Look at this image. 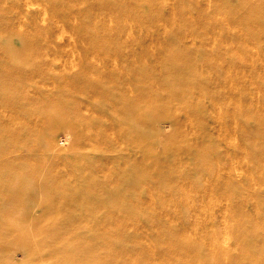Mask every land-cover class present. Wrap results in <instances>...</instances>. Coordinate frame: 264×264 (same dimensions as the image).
<instances>
[{"label":"rangeland","instance_id":"374dc122","mask_svg":"<svg viewBox=\"0 0 264 264\" xmlns=\"http://www.w3.org/2000/svg\"><path fill=\"white\" fill-rule=\"evenodd\" d=\"M0 264H264V0H0Z\"/></svg>","mask_w":264,"mask_h":264},{"label":"bare ground","instance_id":"6f19581e","mask_svg":"<svg viewBox=\"0 0 264 264\" xmlns=\"http://www.w3.org/2000/svg\"><path fill=\"white\" fill-rule=\"evenodd\" d=\"M33 83H36V82H33ZM28 87H32V89H29ZM36 87H37L36 85L32 84L31 82H28V83H25L24 86L21 87V90H23L24 94L31 95V93H33L35 91L34 89ZM31 119L32 118L29 116L28 117V122H26V124L28 123V125H30L32 123ZM33 121H34L35 125H38L37 123H39L40 120H36L35 119ZM41 125L42 126L39 125L41 127L40 128L41 129L40 130L41 136L39 135V138L41 139V142L43 143L44 147L46 149H49V148L51 149V148L55 147L56 145L54 146V144L56 142H54V135H55L56 128H58L59 121L56 120V119H53V120H50V122L48 124H43L42 123ZM39 126H38V128H39Z\"/></svg>","mask_w":264,"mask_h":264}]
</instances>
